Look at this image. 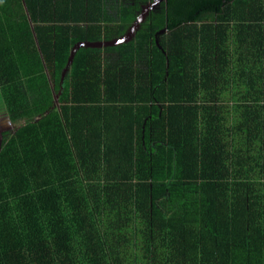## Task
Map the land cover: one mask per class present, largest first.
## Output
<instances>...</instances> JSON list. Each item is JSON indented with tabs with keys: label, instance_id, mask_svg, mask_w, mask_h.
Segmentation results:
<instances>
[{
	"label": "trees",
	"instance_id": "obj_1",
	"mask_svg": "<svg viewBox=\"0 0 264 264\" xmlns=\"http://www.w3.org/2000/svg\"><path fill=\"white\" fill-rule=\"evenodd\" d=\"M153 1L0 0V264H264V0Z\"/></svg>",
	"mask_w": 264,
	"mask_h": 264
},
{
	"label": "water",
	"instance_id": "obj_2",
	"mask_svg": "<svg viewBox=\"0 0 264 264\" xmlns=\"http://www.w3.org/2000/svg\"><path fill=\"white\" fill-rule=\"evenodd\" d=\"M147 7H145L142 12L140 13V15L137 17V19L135 20L132 28L130 29V32L128 34H126L125 36H123L122 38H118V39H114V40H111V41H106V42H97V43H89V42H80V43H77L78 45L80 44H84V45H105V44H116V43H119V42H122L123 40H126L128 39L132 33H133V30L137 24V22L140 20V18L143 16V14L146 13L147 11ZM76 49V45L73 46L72 50H71V55H70V58L73 56L74 54V51Z\"/></svg>",
	"mask_w": 264,
	"mask_h": 264
},
{
	"label": "rangeland",
	"instance_id": "obj_3",
	"mask_svg": "<svg viewBox=\"0 0 264 264\" xmlns=\"http://www.w3.org/2000/svg\"><path fill=\"white\" fill-rule=\"evenodd\" d=\"M155 1H157V0H154L153 2H155ZM151 5L152 4H150V6ZM14 126H15V124L12 123L10 121V119L8 118V116H7V112H6V109H5V105L3 103L2 98L0 97V135H1V131L3 129H12Z\"/></svg>",
	"mask_w": 264,
	"mask_h": 264
}]
</instances>
